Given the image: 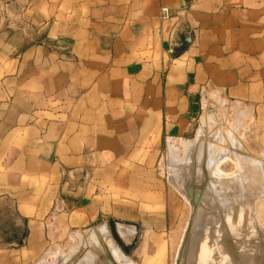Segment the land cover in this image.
<instances>
[{
    "label": "crops",
    "instance_id": "obj_1",
    "mask_svg": "<svg viewBox=\"0 0 264 264\" xmlns=\"http://www.w3.org/2000/svg\"><path fill=\"white\" fill-rule=\"evenodd\" d=\"M214 95L264 113V0H0V264L130 207L168 233L156 166Z\"/></svg>",
    "mask_w": 264,
    "mask_h": 264
},
{
    "label": "rangeland",
    "instance_id": "obj_2",
    "mask_svg": "<svg viewBox=\"0 0 264 264\" xmlns=\"http://www.w3.org/2000/svg\"><path fill=\"white\" fill-rule=\"evenodd\" d=\"M204 143H209V146ZM199 144H203L207 151L210 149L204 157L200 155L201 158H197L199 153H195L199 151ZM256 165L264 167V113L246 103L224 96H211L205 102L191 137L166 143L156 166L160 190L173 197L170 200L172 222H169L173 228L168 233L148 237L147 229H141V225H150L148 215L140 211L133 213L131 209L149 211L151 207H130L126 212L108 214L103 221H96L93 226L72 233L55 251L36 264H112L110 261L113 264H191L199 255L201 243L198 240L201 237L204 240L202 247L206 241L215 250L217 248V254L212 253L217 260L221 247L212 236L211 228L215 224L212 219L216 222L219 216L217 209L222 208L219 205L223 199L229 205L225 207L228 208L226 215L231 217L234 214L236 202L225 198L235 196L246 186L241 184L240 177L246 166L252 169ZM218 184H227L229 190L224 192ZM162 202L165 199L160 198L158 209L161 213ZM240 204L237 206L241 212L243 209L249 211L254 231H264V196L255 193L250 202ZM8 217L9 213H0V232L8 225ZM246 237L233 241L235 244L239 241L242 244L240 248L230 246V264L256 263L249 258L251 247L245 242ZM249 238L248 242L258 246L256 250L260 249L264 264V244L263 248L259 247L264 238Z\"/></svg>",
    "mask_w": 264,
    "mask_h": 264
},
{
    "label": "bare ground",
    "instance_id": "obj_3",
    "mask_svg": "<svg viewBox=\"0 0 264 264\" xmlns=\"http://www.w3.org/2000/svg\"><path fill=\"white\" fill-rule=\"evenodd\" d=\"M212 136H213V134L211 135V137ZM205 145H207V144H205ZM208 146H209V143H208L207 147ZM194 147H196V146H194ZM197 147H198V150H199V151L195 152V153H199L198 154L199 156L197 155V158H201V156L204 157L205 156L204 154L209 153L208 151L210 149H208V151H207L206 150L207 148L203 144H199V146H197ZM197 147L195 149H197ZM246 167H247V169L245 170V173L240 177L241 184H246V186L239 193H237L235 196H228V198H225V199H228V200L232 199L234 202H236L234 214L231 215V217L226 215L228 208L226 209L225 207L228 205V203L226 202L227 200L225 202H223V200H224L223 199L222 202H221V205H219V204L218 205H219V207H222V208L224 207V208L223 209L222 208L221 209H217V213L219 214V216H217L218 218H216V222H215L214 219H212V223H215L214 226L211 228L212 236L214 237L213 238L214 240L218 241V247H221L219 249L220 256L218 255L217 260H215L214 256L217 254V252H216L217 248L215 250L213 245L211 243H209V242H206V241H205L204 247H202V242L204 240L202 241V237H201L198 240L201 243L200 244V249L198 251L199 255L196 256V258L191 262V264H230L231 263L230 262L231 261V257H232V254H231L232 253L231 252L232 248H230V246L233 247V249H235V247H237V246H238V248H240V246L242 244L239 241H237L236 244H235V243H233V241L235 239L239 240L241 238H244L245 235L247 236L246 239H245L246 240L245 242L248 243L249 248L251 247L249 253L251 254L252 251H253V255L251 256L249 254V258L251 260H256L257 264L261 263V254L259 252L260 249L256 250L255 248L258 247V246L254 245V244L253 245L250 244L248 242L247 238H249V236L251 238H252V236H257V237H259L260 239L263 240L264 231L255 232L254 231V227H253L254 225L252 224V218H251V215H250L249 211L247 209H243L242 212H241L239 210L240 206H237V205H241L240 203H245L246 204L247 202H250V200L252 199V196L255 193H258L261 196H264V167L258 166V165H256L252 169H250V167H248V166H246ZM217 186L220 187V189L223 190L224 192L229 190L228 189L229 186L227 184H226V186H223L221 184H218ZM204 193H207V192H204ZM219 210H221L223 212H220ZM222 213H223V215H222ZM103 231H102V233H103ZM99 234H100V231H99ZM104 234H105V232H104ZM206 238L209 239V237L205 236V239ZM251 238H249V239H251ZM245 242L244 243L242 242V243L245 245ZM259 242H262V241H259ZM263 244L264 243L262 242L261 245H259V247L263 248ZM213 252H215L214 256L212 255ZM89 253H87V254H89ZM262 254H263V252H262ZM234 259H235V257H234ZM242 259H240V261ZM242 263H243V261H242Z\"/></svg>",
    "mask_w": 264,
    "mask_h": 264
},
{
    "label": "water",
    "instance_id": "obj_4",
    "mask_svg": "<svg viewBox=\"0 0 264 264\" xmlns=\"http://www.w3.org/2000/svg\"><path fill=\"white\" fill-rule=\"evenodd\" d=\"M188 42H189V41H188ZM188 42H187V43H188ZM187 43H183V44L181 45L182 49H184V48H186V47H187ZM176 46H177V45H176ZM137 231H138V233H139V231H140V230H138V229H137ZM135 243H136V242H135ZM110 263H112V264H113V262H111V261H110ZM181 264H184V262H182ZM260 264H263V261H262V259H261V263H260Z\"/></svg>",
    "mask_w": 264,
    "mask_h": 264
},
{
    "label": "built area",
    "instance_id": "obj_5",
    "mask_svg": "<svg viewBox=\"0 0 264 264\" xmlns=\"http://www.w3.org/2000/svg\"><path fill=\"white\" fill-rule=\"evenodd\" d=\"M170 52L172 53V52H173V50H170Z\"/></svg>",
    "mask_w": 264,
    "mask_h": 264
}]
</instances>
